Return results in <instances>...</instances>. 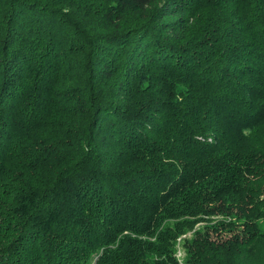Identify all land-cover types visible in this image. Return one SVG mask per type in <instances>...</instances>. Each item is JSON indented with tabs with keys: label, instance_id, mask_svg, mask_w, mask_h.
Returning <instances> with one entry per match:
<instances>
[{
	"label": "trees",
	"instance_id": "obj_1",
	"mask_svg": "<svg viewBox=\"0 0 264 264\" xmlns=\"http://www.w3.org/2000/svg\"><path fill=\"white\" fill-rule=\"evenodd\" d=\"M0 264H264V0H0Z\"/></svg>",
	"mask_w": 264,
	"mask_h": 264
},
{
	"label": "rangeland",
	"instance_id": "obj_2",
	"mask_svg": "<svg viewBox=\"0 0 264 264\" xmlns=\"http://www.w3.org/2000/svg\"><path fill=\"white\" fill-rule=\"evenodd\" d=\"M176 256L179 257V258H181V256H182V251L180 250L179 247H178V250L176 252Z\"/></svg>",
	"mask_w": 264,
	"mask_h": 264
}]
</instances>
